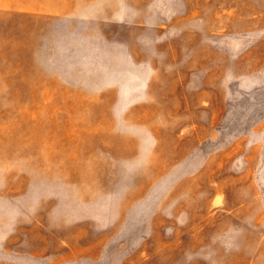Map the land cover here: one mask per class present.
<instances>
[{"label": "rangeland", "instance_id": "obj_1", "mask_svg": "<svg viewBox=\"0 0 264 264\" xmlns=\"http://www.w3.org/2000/svg\"><path fill=\"white\" fill-rule=\"evenodd\" d=\"M0 264H264V0H0Z\"/></svg>", "mask_w": 264, "mask_h": 264}]
</instances>
